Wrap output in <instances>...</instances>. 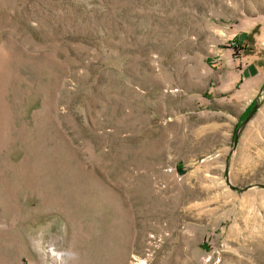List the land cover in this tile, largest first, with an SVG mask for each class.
<instances>
[{
	"label": "rangeland",
	"instance_id": "obj_1",
	"mask_svg": "<svg viewBox=\"0 0 264 264\" xmlns=\"http://www.w3.org/2000/svg\"><path fill=\"white\" fill-rule=\"evenodd\" d=\"M0 264H264V0H0Z\"/></svg>",
	"mask_w": 264,
	"mask_h": 264
},
{
	"label": "water",
	"instance_id": "obj_2",
	"mask_svg": "<svg viewBox=\"0 0 264 264\" xmlns=\"http://www.w3.org/2000/svg\"><path fill=\"white\" fill-rule=\"evenodd\" d=\"M258 106H259V103L258 102H255L253 104L252 108L245 115L244 121L242 123L246 122L254 114V112L257 110ZM236 140H237V134H235V136H234V143L236 142Z\"/></svg>",
	"mask_w": 264,
	"mask_h": 264
},
{
	"label": "trees",
	"instance_id": "obj_3",
	"mask_svg": "<svg viewBox=\"0 0 264 264\" xmlns=\"http://www.w3.org/2000/svg\"><path fill=\"white\" fill-rule=\"evenodd\" d=\"M247 113H248V112H247ZM247 113H246V114H247Z\"/></svg>",
	"mask_w": 264,
	"mask_h": 264
}]
</instances>
